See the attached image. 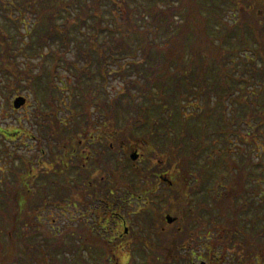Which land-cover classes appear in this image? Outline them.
Masks as SVG:
<instances>
[{
  "label": "trees",
  "instance_id": "obj_1",
  "mask_svg": "<svg viewBox=\"0 0 264 264\" xmlns=\"http://www.w3.org/2000/svg\"><path fill=\"white\" fill-rule=\"evenodd\" d=\"M28 13L34 17L31 23L27 21ZM2 15L5 21H0V74L19 80L15 83L18 91L21 90L18 84L29 87L32 83L28 81L25 85L21 79L53 77L56 69L63 67L71 72L76 83L87 87V91L80 89L84 108L88 106L84 99L89 97L91 101L93 91L97 95L105 92V83L118 77L123 81V89L112 96V104L104 98L102 103L99 96L102 105H98V110L111 114L113 109L116 115L120 98L126 96L129 102L124 108H128L126 117L132 123L141 122L146 99L150 106L158 105L167 120L177 119L182 133L181 138L178 136L180 171L187 178L192 173L191 162L206 149L209 153L210 149L216 152L215 144L221 143L223 163L230 164L225 165L228 178L225 186L229 189L223 195L211 193L209 250L202 244L197 245L200 247L197 250L203 249L200 254H205L209 264H264V225L259 226V219L248 214L257 206L245 194L248 192L253 198L255 193L264 198L261 185L264 161L256 163L260 169L254 172L246 168L250 163L247 152L238 150V159L230 153L232 136L251 145L256 135L264 132L263 81L259 80L263 98L257 103L246 100L245 89L240 96L232 95L231 88V85L239 88L240 83L251 84L248 78L241 80L243 69H250L252 79L257 74L264 76V0H0ZM15 30L22 32L20 38L28 39L26 47L23 40L20 46L16 45L12 34L17 33ZM233 36L238 37L235 43L230 41ZM53 43L57 45L44 49L43 46ZM71 44L79 46L77 50L84 60L81 66L77 65V57L65 56L75 50L70 49ZM18 57L28 61L32 57L40 59L41 71L34 72L32 62L19 66ZM111 63L117 66H110ZM172 71L175 77L166 80ZM206 77L231 80L209 81ZM56 84L62 100L61 84L69 85L65 80ZM86 93L89 96L83 99ZM71 97L73 93L68 100ZM216 104L219 106L214 113ZM210 124L213 128L208 129ZM258 140L264 143V136ZM261 148L264 152V146ZM172 149L170 144L169 155ZM253 177L258 179L257 188L247 186ZM26 194L20 186L8 184L0 188V236L6 235L0 237V264H21L23 258L27 261V256L33 254L32 257L38 258L45 252L60 253L53 260L61 264L113 263L103 256L85 258L83 253L81 258L69 260L66 256L71 251L69 243H63L61 251L57 239L48 238L44 231L42 236L48 241L29 243L27 234L14 226L21 224L17 207ZM185 197L188 196L183 193L181 198ZM260 215L264 219V212ZM169 245L163 243L156 252L152 245L139 243L143 251L141 261L130 255L124 258V264H147L150 256L153 264H193V256L198 254L192 249H196L194 245Z\"/></svg>",
  "mask_w": 264,
  "mask_h": 264
},
{
  "label": "flooded vegetation",
  "instance_id": "obj_2",
  "mask_svg": "<svg viewBox=\"0 0 264 264\" xmlns=\"http://www.w3.org/2000/svg\"><path fill=\"white\" fill-rule=\"evenodd\" d=\"M25 80L32 81L35 89L25 88L29 94L22 91L25 104L18 109L11 106V100L21 93L7 96V103L18 112L34 99L37 113L29 118L34 131L25 124L11 129L0 126L1 143L17 140L11 148L0 144L13 162L10 177L3 178L0 188L9 184L27 192L17 207V219H27L20 224L27 238L37 234L43 238L44 231L60 243L76 244L77 252L85 258L103 256L114 259V264L125 263L130 253L118 250L130 243H209L212 191L208 183L213 178L208 179L206 171L195 179L180 171L175 148L168 154L177 138H163L157 126L150 124L129 127L109 119L105 123H67L63 118L66 101L60 100L57 91H50L54 88L47 84L50 78L31 76ZM138 128L144 131L136 134ZM152 133L156 134L155 143ZM163 144L165 147L158 149ZM193 166L191 162L190 168ZM183 193L188 196L184 200ZM167 215L174 219L168 221ZM202 250H197L198 256H205L200 254ZM206 262L200 259L201 264Z\"/></svg>",
  "mask_w": 264,
  "mask_h": 264
},
{
  "label": "rangeland",
  "instance_id": "obj_3",
  "mask_svg": "<svg viewBox=\"0 0 264 264\" xmlns=\"http://www.w3.org/2000/svg\"><path fill=\"white\" fill-rule=\"evenodd\" d=\"M130 4H132V3H130ZM258 11H261V10H258ZM261 13H263V12L261 11ZM33 18L34 17H32L30 13L27 14V21H29L30 23L32 22ZM226 19H228V18H226ZM0 21L1 22L5 21L3 15L0 17ZM11 23H9V25H11ZM12 31H14V28L12 29ZM15 32H17V30H15ZM21 33L22 32H20L18 30L17 33H12V34L15 35L14 37H16V45L17 46H20L19 42L21 40H23L22 41L23 45L26 47L28 39L26 40L25 37L20 38V36H18V35H20ZM237 39H238V37L233 36L232 38H230V41L232 43H235L238 41ZM56 45H57V43H53V45H51V46H56ZM69 47H70V49L75 48V50L73 49V51L72 50L68 51L65 54V56L70 58V59H74V57H77L76 58L77 65L81 66L83 64L84 60L80 57V55H79L80 53L77 50L79 46L71 44ZM44 49H47V48H44ZM47 51L48 50H44V53ZM243 52L244 51H241V54H243ZM16 61L18 62L19 66H23L26 63H28V59L23 58V57H18ZM31 61L35 62V61H37V58L32 57ZM44 65H46V64H44ZM240 65L241 64H239V66ZM110 66L116 67L117 65H116V63H111ZM38 69L39 68H36V66H34L33 71L36 72ZM93 69L96 70L95 67H93ZM58 71L60 72L61 77L65 81H67V83L69 85V86H63L62 87V89H63L62 90L63 91L62 99L66 101L65 102L66 113H65V116H63V118H66L67 123H72L73 121L75 122V121H81V120H83L82 122L105 123V122H108L107 119H109L110 123H113L116 125H123L124 124V125H128L129 127H132L133 124H136V125L150 124L153 126H157L156 129H157L158 133L163 138H168L169 140L170 139L175 140L177 138V140L174 141L175 145H173V147L175 148L177 155L179 154L178 136L180 137L182 135V133H181V129H180L178 121H177V119L172 120V121L167 120L166 114L161 113L162 114L161 115L160 114L161 109L159 108L158 105L154 104L153 102H152L153 103L152 106H150L149 100L146 99L144 101L143 105H144L146 110H144V114H143L141 122L139 120L136 123H132V121H129L126 117L127 116L126 110L128 108L127 109L124 108V104L129 102V100L126 96H122L120 98V102L117 106V107H119V110H118V113L116 115H114L113 109H111V114H110V111H105V110L99 111L98 110V108H100L98 106L100 104L99 96H100V100L102 103H103V100H102L103 98L106 99L107 102H109L110 104L113 103L114 98L112 96H114L115 94H119L121 89H123L122 87H124L123 81H121V79H119L118 77H116V78L111 77L105 83L106 84V87H105L106 91L100 92L99 95L96 94V91H93L94 92L93 95L92 96L90 95L92 97L91 101L88 97L89 96L88 93H86V96H83V99H84V97H88V98L84 99L85 100L84 102H87L88 106L84 107V109H82V112H78V108L80 107V105L78 106V105H75L74 103H75V101H78V103H79V101L83 102V100H80V99H82V95H83L81 93L80 89L81 90L84 89L85 91H87V87L85 85H82L80 82L76 83L75 79H73V75L71 74V72L64 69L63 67L59 68ZM133 76H135V74H133ZM242 76L243 77L241 78V80L243 82H244L245 78H248V80L251 81V84L245 85L244 83H240L239 88H236V86L231 85L232 92H233L232 95H235V94L240 95L242 93V91L245 89L246 100L252 101L253 103H257L260 99L263 98V93L259 92V89H260L259 80H262L264 83V76L262 77V76H259V74H257V76L254 79H252V78H250L251 77L250 76V69L249 70L243 69V75ZM174 77H175V73L172 71V75L165 77V79L166 80H168V79L173 80L172 78H174ZM224 78L226 80H231V78H228V77H224ZM7 81H10V78L8 76H6L5 74H0V126L6 128V129H11L14 126H20L22 124H25V126H27L30 130L34 131L32 128V125L34 123H32L31 120L29 119V118H34V115L37 113V110L34 111V109H33L34 99L33 98L30 99L31 102L27 107H24L23 109H21L18 112L13 111L10 108V106H8L7 96L13 98L11 95L17 94V91H15V90L9 91L8 90L9 87L7 85L5 86V84H4V82L6 83ZM16 81H19V80H14V82H16ZM19 87L25 93H27V94L30 93V90H25L22 85L18 84V88ZM72 89H73V91H71ZM71 92L73 93L74 97H71L70 100H68V97L72 96ZM250 99H252V100H250ZM55 102H57V101H55ZM100 105H102V104H100ZM216 105L217 106L213 111L214 113L217 112V107L219 106L218 104H216ZM122 106H123V108H122ZM108 109H110V107ZM231 109H232V106L231 107L229 106L230 112L232 111ZM22 118H23V120H22ZM47 118H49L48 114H47ZM18 119H20V120H18ZM51 123H53V122L51 121ZM210 128H213L212 124H210V127L208 129H210ZM241 130H243V127L241 128ZM142 131H144V128H138L136 134H140ZM208 131H210V130H208ZM189 132L190 131L188 130L187 133H189ZM149 135H150V131H149ZM263 136H264V132L263 131L259 132V134L256 135V137L254 138L255 143H253V144L251 143V145L247 144V143L245 145L237 137L232 136L230 138V153H231V155L233 157H235V159H238V150L243 151L244 153L247 152L248 153L247 158H248L250 163L246 164V168L252 169L254 172H258L260 167L256 163L258 161H264V152L262 151V148H261L262 146H264V143H260L258 139L262 138ZM1 137L2 136H0V140H1ZM150 137L153 138V143H155L156 134L152 133ZM29 140H31V139L26 140V142L28 141V143H30L31 141H29ZM16 141L17 140L11 141L10 139H8L6 142H2V143L0 142V144H4L6 147L8 146L9 148H11V145L16 143ZM165 145L166 144H163L162 146H157V145L156 146L158 147V149L162 150L165 147ZM215 145H217V147H215L216 152H212L211 149H210V153L207 151V149L202 152L201 157H200L201 159L196 164H194V166L192 168L193 174H190V175L192 178L195 179L200 172L203 173V171H206V173H204V174H207L206 176L208 177V179L211 180L212 178L217 177L219 175L220 177H222L224 179V182L227 184L228 178H226V176H225V173H226L225 172L226 171L225 165L230 167V164H228L227 161L225 162V165L223 163L222 152H221L222 144L216 143ZM23 148H25V147H23ZM178 156H180V155H178ZM181 156H184V155H181ZM11 157H12L11 154H9V152L6 151V148L5 147L1 148V145H0V186L3 185V178L10 177L9 168L13 164V162L11 161ZM211 183H208V185L210 186ZM225 183H224V185H225ZM257 183H258V179L255 178V180H253L251 183L250 182L247 183V186L248 185L250 186L251 184H253V186L256 187ZM224 185L221 187V189L225 193L227 191V189H229V188H226V186H224ZM261 185L263 187V193H264V179L261 182ZM245 194L247 195L248 199H250L252 202H254L253 204H256V206H257V208H255V210L249 211L248 214L259 219V221H260L259 226L264 225V219H262L261 218L262 216L260 215V213L264 212V198L261 197L259 194H255V193L252 194L253 198H250V194H248V192H246ZM26 220L27 219L24 217L23 221H26ZM18 221L23 223V221L21 219ZM10 225L11 226L14 225V222H12V224H10ZM14 226L21 228L19 223H17ZM3 231H5V230H3ZM3 234H5V233H3ZM3 236L6 237V235H3ZM3 236H0V237L3 238ZM38 238H40V239H38ZM44 240L48 241L49 239H45V237L42 238L38 234L33 236V237L28 238V242L32 243V244H34L35 242H38V241L41 244H43L45 242ZM0 241H1V239H0ZM54 241H56V239ZM72 241H74V240H72ZM50 242H52V241H49V244H50ZM57 242L59 243L61 251H63L64 250V244L60 243L59 240H57ZM73 244L69 243V246L71 247L70 248L71 251L67 252L68 254L66 255L69 260L74 259V258H77V259L81 258V255H82L81 253L77 252V249L74 246L75 244L74 245ZM150 245H152L154 248V251L157 252L156 248L162 247L163 244H160V243L157 244L156 242H154V243H151ZM169 246H173V245L170 244ZM194 246H196L195 248H198V246L196 244ZM44 247H45V245H42L41 249L44 250ZM165 248H167V246ZM118 251H121V252L122 251H124V252L128 251V253H130V255L137 262L141 261V259L143 258V254H142L143 251H142L141 247L139 246V243H136V244L130 243L127 245V247H125V245H124V247L119 249ZM32 255L26 257L27 261L25 258H23L21 264H23V263L30 264V262H31V264H57L59 261L53 260V256L59 255V257H60V253H52V252H49V253L45 252L42 255H40L38 258H34V257H32ZM181 256H183V254H181ZM151 259H152V256L148 257L146 259V263L147 264H153ZM194 259H196V258H194ZM103 260L104 259H101L100 261L103 262ZM17 264H20V263L17 262ZM59 264H61V263L59 262ZM115 264H119V261H116ZM177 264H185V263L179 262ZM195 264H200V261L198 259L195 260Z\"/></svg>",
  "mask_w": 264,
  "mask_h": 264
},
{
  "label": "water",
  "instance_id": "obj_4",
  "mask_svg": "<svg viewBox=\"0 0 264 264\" xmlns=\"http://www.w3.org/2000/svg\"><path fill=\"white\" fill-rule=\"evenodd\" d=\"M24 102H25V97H24V96H17V97H15L14 100H13V106H14L15 108H18V107H20L22 104H24ZM166 217H167L168 221H172V220L174 219V218L171 217L170 215H167Z\"/></svg>",
  "mask_w": 264,
  "mask_h": 264
}]
</instances>
